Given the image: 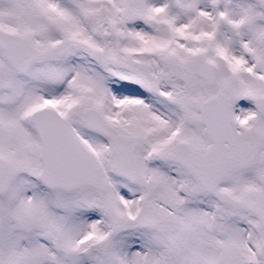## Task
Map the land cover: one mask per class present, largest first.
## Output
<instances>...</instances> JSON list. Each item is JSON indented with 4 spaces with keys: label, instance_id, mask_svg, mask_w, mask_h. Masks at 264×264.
Returning a JSON list of instances; mask_svg holds the SVG:
<instances>
[{
    "label": "snow or ice",
    "instance_id": "6c2138e0",
    "mask_svg": "<svg viewBox=\"0 0 264 264\" xmlns=\"http://www.w3.org/2000/svg\"><path fill=\"white\" fill-rule=\"evenodd\" d=\"M0 264H264V0H0Z\"/></svg>",
    "mask_w": 264,
    "mask_h": 264
}]
</instances>
